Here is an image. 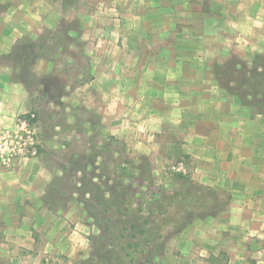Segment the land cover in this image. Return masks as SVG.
I'll return each instance as SVG.
<instances>
[{
    "label": "crops",
    "instance_id": "obj_1",
    "mask_svg": "<svg viewBox=\"0 0 264 264\" xmlns=\"http://www.w3.org/2000/svg\"><path fill=\"white\" fill-rule=\"evenodd\" d=\"M108 3L123 12L121 29L111 35L114 25L89 16L87 7L82 25L89 44L111 45L117 36L121 44H152L155 51L142 53L137 47L130 56L119 54L121 66H116L111 58L105 61L106 50L90 79L71 90L73 108L92 115L88 132L94 139H119L132 155L149 158L153 172L163 174L172 161L186 162L187 177L165 186L168 206L184 205L183 221L174 219L168 230L178 237L175 249L188 264H264V119L226 92L209 67L232 54L250 59L264 51V0ZM0 5L3 128L16 115L54 108V102L34 104L25 82L16 78L15 52L21 41L54 31L63 10L59 0H0ZM97 26L106 28L101 39L93 37ZM17 57L25 59L24 54ZM36 59V79L56 68L49 57ZM127 59H137L136 66H122ZM44 89L39 85L37 91ZM60 97L54 105L63 106L65 97ZM38 115V157L0 168V264L29 262L17 254L26 250L36 259L44 252L76 257L87 248L93 229L83 223L88 218L74 193L65 196L64 206L51 196L58 193L54 187L64 164L52 150L64 148L67 139L58 132L45 134ZM72 119L77 117L72 114Z\"/></svg>",
    "mask_w": 264,
    "mask_h": 264
},
{
    "label": "rangeland",
    "instance_id": "obj_2",
    "mask_svg": "<svg viewBox=\"0 0 264 264\" xmlns=\"http://www.w3.org/2000/svg\"><path fill=\"white\" fill-rule=\"evenodd\" d=\"M59 1L63 13L58 18L57 28L54 31L44 30L36 40L20 42L15 53L19 57L24 54L25 59L21 62L17 55L15 56V75L17 79L25 82L31 97L33 96L34 104L41 107L48 101L54 102L50 106L54 108H50V111L46 106L35 110L36 114H39L41 126L46 129L45 134L53 136L58 132L67 139L62 140L64 148L57 145L56 151L51 149L57 159L64 163L54 187L58 193L53 192L51 196L58 206H64L65 196L74 193L83 203L88 218L83 223L93 229L87 236V248L76 257L68 258L61 253L49 257V253L44 252L42 258L36 259V256L27 250L17 254L19 258L26 257L25 260L31 258L29 262L22 264H188L175 249L178 237H173L168 230L174 219L183 221L184 205L177 204V209L173 205L168 206L169 194L165 186L166 183H180L187 176L170 172V166L176 161L167 164L163 174L153 172L155 168H152L149 158L132 155L130 148L125 147V143L119 139L107 138L106 143L94 139L88 132L89 118L92 115L86 108H73L72 104L71 90L90 79L93 66H97L98 57L106 50L110 49L108 54H103L109 64L111 60L118 62L119 54L130 56L136 52L137 47L138 52L148 54L155 51V45L121 44L117 36L118 42L111 45L89 44V40H86L87 32L82 25V16L87 7H90L89 16L104 18L103 21L109 22L110 26L114 25L115 29L110 32L111 35H117L115 33L120 31L123 12L114 3H108L111 0H93L91 5L87 4L88 0ZM133 9L130 14H133ZM104 29L105 26L95 27L93 37L101 39L105 34ZM257 55H263V61L256 59L257 64L264 65V51L254 54L250 59L232 54L227 59L212 62L209 67L214 80L217 72L224 86H233L239 78L238 73L249 69ZM38 57L53 59L56 67L51 74L41 79H36L32 70ZM136 61L137 59H127L122 66L132 68L136 66ZM59 64L62 68L58 67ZM116 66L121 65L118 62ZM39 85L45 88L44 91H37ZM62 95L65 97L63 106L54 105L59 103L58 99ZM256 101L263 102L259 98L245 97L242 104L247 106L246 103L254 104ZM253 109L259 113L258 105L253 106ZM72 114L77 117L76 121L70 120ZM55 124L57 129L52 128ZM78 134L82 135L79 139L76 137ZM51 163L57 167L55 162ZM156 195H159V198H156ZM149 238L153 241L145 242ZM39 242H42V239ZM135 244L152 254H142L137 256L136 263H127L125 252H130L132 248L129 245ZM103 255L106 257L103 258ZM198 260H201V257ZM197 264L200 262L197 261Z\"/></svg>",
    "mask_w": 264,
    "mask_h": 264
},
{
    "label": "built area",
    "instance_id": "obj_3",
    "mask_svg": "<svg viewBox=\"0 0 264 264\" xmlns=\"http://www.w3.org/2000/svg\"><path fill=\"white\" fill-rule=\"evenodd\" d=\"M41 150L38 138L37 116L34 112H25L14 117L12 125L0 128V168L8 170L16 159L36 158ZM170 172L182 176L189 173L185 161L173 163Z\"/></svg>",
    "mask_w": 264,
    "mask_h": 264
},
{
    "label": "trees",
    "instance_id": "obj_4",
    "mask_svg": "<svg viewBox=\"0 0 264 264\" xmlns=\"http://www.w3.org/2000/svg\"><path fill=\"white\" fill-rule=\"evenodd\" d=\"M4 6L0 5V8H3ZM256 59H259L263 61V55H257L254 57V59L251 62L250 68L244 71V73H238L239 78L237 79L236 83H233V86L229 85L224 86L223 83L220 82V75L219 73H215V81L228 93H231L232 95H235L239 97L241 100V103H243V99L246 97L250 98H259L263 102L259 103L256 101V103L252 104L246 103L248 107L253 108V106H259L260 110L259 113L262 115L264 119V65L263 64H257ZM262 69V71H259ZM237 73V72H236ZM235 74V73H233ZM216 75L218 77H216ZM241 82V83H240ZM244 104V103H243ZM246 106V105H245ZM151 216V214H150ZM152 242L153 239H148L145 242ZM132 250L130 252H125L126 256L128 257V262L131 263L138 260L137 256H140L142 254L151 255L152 252L145 251L143 247H140L139 244L135 245H129ZM106 255H103V258H105Z\"/></svg>",
    "mask_w": 264,
    "mask_h": 264
}]
</instances>
